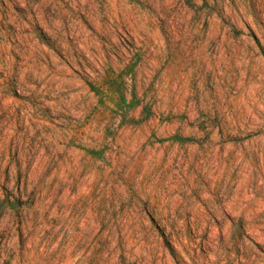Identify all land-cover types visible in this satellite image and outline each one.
I'll use <instances>...</instances> for the list:
<instances>
[{
  "label": "rangeland",
  "instance_id": "1",
  "mask_svg": "<svg viewBox=\"0 0 264 264\" xmlns=\"http://www.w3.org/2000/svg\"><path fill=\"white\" fill-rule=\"evenodd\" d=\"M0 264H264V0H0Z\"/></svg>",
  "mask_w": 264,
  "mask_h": 264
}]
</instances>
